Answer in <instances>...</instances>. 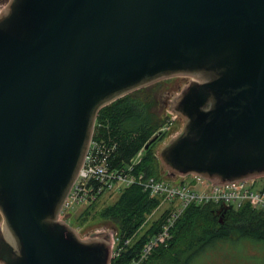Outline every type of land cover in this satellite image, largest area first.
Returning a JSON list of instances; mask_svg holds the SVG:
<instances>
[{
	"label": "water",
	"instance_id": "water-1",
	"mask_svg": "<svg viewBox=\"0 0 264 264\" xmlns=\"http://www.w3.org/2000/svg\"><path fill=\"white\" fill-rule=\"evenodd\" d=\"M180 76L193 80L170 105L184 128L160 153L166 170L216 184L264 177V0L8 2L0 264H111L113 232L83 239L61 208L100 110Z\"/></svg>",
	"mask_w": 264,
	"mask_h": 264
},
{
	"label": "trees",
	"instance_id": "trees-1",
	"mask_svg": "<svg viewBox=\"0 0 264 264\" xmlns=\"http://www.w3.org/2000/svg\"><path fill=\"white\" fill-rule=\"evenodd\" d=\"M157 84L134 91L100 110L98 122L103 123L101 137L104 139L109 167H125L165 125L166 120L153 110L152 98ZM154 144L144 150L137 170L161 178L163 175L158 173L159 160ZM158 204L157 198H151L141 187L132 186L123 190L117 201L100 213L95 211V203L87 207L79 215L78 221L86 222L94 214L101 221L117 225L116 235L128 238L137 232L140 222ZM217 211L218 208L212 204L187 208L171 230L170 241L158 244L144 264H179L185 253L189 254L193 249L203 247L215 239L248 236L264 240V214L261 212L253 210L249 205L220 215ZM163 222V218L154 221L111 264H130L144 244L159 232Z\"/></svg>",
	"mask_w": 264,
	"mask_h": 264
},
{
	"label": "built area",
	"instance_id": "built-area-1",
	"mask_svg": "<svg viewBox=\"0 0 264 264\" xmlns=\"http://www.w3.org/2000/svg\"><path fill=\"white\" fill-rule=\"evenodd\" d=\"M102 130L103 123H98L85 162L86 167L74 182L59 217L67 220L75 211L93 204L104 195L132 186L141 187L151 197L158 198L160 201L158 208L147 217L140 229L155 219L163 218L164 222L157 235L144 244L141 252L130 264H144L158 244H166L171 239L172 228L184 211L192 205L214 204L235 209L249 205L252 209L264 214V185L259 187V178L215 184L195 176L198 181L206 182L201 190H197L196 185L185 181L172 183L165 178L139 172L137 167L143 159V150L125 167L113 169L108 166V157L104 151L105 143L101 137ZM166 130V127L162 129V131ZM134 239L135 235L127 239L113 237L115 244L113 258L119 257L123 248L132 243Z\"/></svg>",
	"mask_w": 264,
	"mask_h": 264
},
{
	"label": "rangeland",
	"instance_id": "rangeland-1",
	"mask_svg": "<svg viewBox=\"0 0 264 264\" xmlns=\"http://www.w3.org/2000/svg\"><path fill=\"white\" fill-rule=\"evenodd\" d=\"M10 0H0V13L7 6ZM193 79L190 77H174L168 80L158 82L156 92L152 98L153 110L159 113L162 119L166 120L165 125H169V130L163 139L158 140L155 146V154L159 160L158 173H162L163 177L170 174L160 162V153L163 148L175 136L183 131L184 125L173 118L170 108L171 102L177 97L181 91L190 84ZM156 98V99H155ZM167 101V106L161 108L163 101ZM172 183H180L185 181L189 184L197 186V190H201L206 184L198 181L194 175L187 177H178L169 180ZM259 187L264 185V177L258 179ZM121 191L108 193L101 197L95 205V211L100 213L107 206L114 204L120 197ZM84 209V208H83ZM80 209L74 212L70 219L71 225L77 227L82 238L87 239L91 234L110 233L113 235L117 232V225L113 222H104L100 218L92 216L86 221H78V217L84 212ZM166 209V207L164 208ZM3 225V216L0 213V226ZM112 235V236H113ZM149 264H156L150 262ZM179 264H264V240L254 237H233L225 239H215L207 245L195 248L192 252L185 253L184 259Z\"/></svg>",
	"mask_w": 264,
	"mask_h": 264
},
{
	"label": "flooded vegetation",
	"instance_id": "flooded-vegetation-1",
	"mask_svg": "<svg viewBox=\"0 0 264 264\" xmlns=\"http://www.w3.org/2000/svg\"><path fill=\"white\" fill-rule=\"evenodd\" d=\"M165 106H167V101H166V100L162 102V104H161V108H163V107H165Z\"/></svg>",
	"mask_w": 264,
	"mask_h": 264
}]
</instances>
